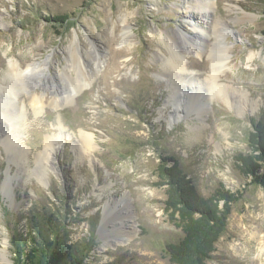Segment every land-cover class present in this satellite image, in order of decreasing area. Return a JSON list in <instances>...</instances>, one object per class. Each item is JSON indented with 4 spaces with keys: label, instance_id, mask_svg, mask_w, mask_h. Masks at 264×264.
<instances>
[{
    "label": "rangeland",
    "instance_id": "rangeland-1",
    "mask_svg": "<svg viewBox=\"0 0 264 264\" xmlns=\"http://www.w3.org/2000/svg\"><path fill=\"white\" fill-rule=\"evenodd\" d=\"M208 2L211 20L227 27L221 41L230 59L222 81L248 91L250 101L239 114L206 96L202 120L190 113L173 123V84L161 71L176 31L198 26L189 20L192 0H0V97L9 113L0 117V264H14L13 216L61 211L59 199L75 219L65 224L70 239L97 240L88 264H170L165 246L182 232L164 211L162 153L180 159L204 196L220 184L242 192L209 264H264V190L247 185L234 160L248 152L251 119L264 121V0ZM62 14L70 17L63 26L44 20ZM213 42L202 56H185L187 70L201 81L212 70ZM12 63L18 73L32 74L9 75ZM74 81L86 86L77 89ZM83 133L91 135L88 149ZM50 140L57 153L44 161ZM123 195L137 234L130 230L126 245L115 235L107 246L100 231L105 207Z\"/></svg>",
    "mask_w": 264,
    "mask_h": 264
},
{
    "label": "trees",
    "instance_id": "trees-1",
    "mask_svg": "<svg viewBox=\"0 0 264 264\" xmlns=\"http://www.w3.org/2000/svg\"><path fill=\"white\" fill-rule=\"evenodd\" d=\"M44 20L63 26L70 17L50 15ZM251 124L248 152L239 153L234 160L239 172L250 179L247 185L264 190V121L251 119ZM159 159V185L166 187L167 196L164 211L182 232L180 240L166 244L165 258L170 264H209L227 232L233 207L242 200V192H233L220 184L212 195L204 196L180 159L163 153ZM59 202L64 204L61 211L59 207L34 208L28 215L13 216L17 225L11 235L14 264H88L97 240L92 235L83 243L73 242L65 224L75 219L67 217L69 207L62 199ZM24 220L23 228L20 224Z\"/></svg>",
    "mask_w": 264,
    "mask_h": 264
},
{
    "label": "bare ground",
    "instance_id": "bare-ground-1",
    "mask_svg": "<svg viewBox=\"0 0 264 264\" xmlns=\"http://www.w3.org/2000/svg\"><path fill=\"white\" fill-rule=\"evenodd\" d=\"M194 11L190 17L191 22H198V26L195 27V30L186 31V33L181 31H176L178 34V41H170L168 44L171 46L170 57L165 58L163 69L161 71L162 75L167 77L168 84H173L172 93L173 98L170 97L169 101L173 102L174 97L176 100L173 102L175 110L171 116V121L177 122L180 119L188 116L187 114H194L197 120H202L204 118V105L205 97L209 98L211 102L214 98H221L230 109L237 111L239 114H244V102L248 103L249 92L239 89L233 84H228L222 81V74L224 69L228 65L230 59V54L228 53V47L223 41L224 32L227 31V27L223 25L221 20H211V5L208 0H192ZM205 32L203 35H199L197 32ZM213 38V39H212ZM214 40L210 48V57L212 59L213 65L210 75L206 80L201 81L198 77V73H189L187 70L184 60L185 56L190 54V52L202 56L206 53L207 48L210 47V41ZM173 47V48H172ZM170 48V47H168ZM253 55L249 57L251 62ZM98 66V65H97ZM18 66L15 63H12L9 69V75L15 74L18 77L24 75H30L33 69H28L27 72L18 73ZM32 74V73H31ZM14 75V76H15ZM28 77V76H26ZM78 80H76L77 82ZM74 85L77 89L84 88L86 85L79 87V84ZM206 87V92L203 91ZM79 91H77L78 93ZM1 98L0 103V117L1 119H6L9 116V113L5 110V101L3 97ZM217 99V98H216ZM251 103V102H250ZM254 103L252 109H254ZM13 131V130H12ZM17 135V134H16ZM83 140H85L88 149L91 147V135L82 134ZM53 141L50 140L46 142L45 154H42L44 161L48 160V157L55 156L57 153V148L53 147ZM15 142V141H14ZM13 140L9 139L7 141L8 148L12 152L15 150V143ZM18 150V149H17ZM42 160H40L41 162ZM40 164V163H39ZM39 168V167H38ZM38 174L43 177V171L41 169L37 170ZM12 179L7 177L3 183V189L8 190V186L11 185ZM133 217H132V208L130 204V199L125 195L121 197L120 200H111L105 207L104 217L101 222V235L106 240L105 245H111L114 241L115 235H118L123 240V245H126V242L129 241L131 235L129 234L130 230L132 234L136 235L137 232L133 228ZM130 225L127 229L123 228V225ZM132 224V226H131ZM128 230V231H127ZM251 236V235H250ZM255 237V234H253ZM253 236L251 238H253ZM263 242L264 238H259ZM251 240V239H250ZM252 241V240H251ZM260 242V244H261ZM6 259V257H4ZM9 263V262H8Z\"/></svg>",
    "mask_w": 264,
    "mask_h": 264
}]
</instances>
